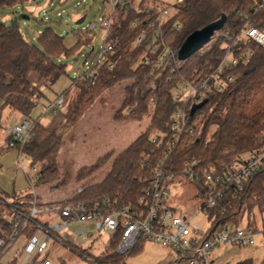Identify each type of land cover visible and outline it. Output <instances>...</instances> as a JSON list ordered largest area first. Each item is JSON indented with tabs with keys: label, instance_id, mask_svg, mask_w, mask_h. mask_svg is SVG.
Returning a JSON list of instances; mask_svg holds the SVG:
<instances>
[{
	"label": "trees",
	"instance_id": "trees-1",
	"mask_svg": "<svg viewBox=\"0 0 264 264\" xmlns=\"http://www.w3.org/2000/svg\"><path fill=\"white\" fill-rule=\"evenodd\" d=\"M28 1L0 0V9H11ZM156 1L142 0V5ZM175 10L162 28L165 43L173 51L190 33L217 20L222 14L226 20L220 31L232 38L239 34L245 24L264 27V0H182L175 5ZM135 17L133 12H115L111 30V35L117 39L113 69L102 66L95 76L94 85L89 88L86 87V80L78 83L72 81L71 87L78 93L68 106L65 103L69 90L61 94L62 107H68L62 120L57 123L51 118L46 124L33 121V138L22 148V153L30 160V166L38 165L35 184H52L59 177L57 156L62 144V130L73 125L86 105L91 104L102 90L124 84L121 107L115 113L116 120H124L121 114L125 108L129 109L126 117L140 119L150 115L148 129L123 151L113 158L107 153L99 157L93 166L83 168L77 174L78 180H84L110 161L104 177L97 184L79 190L77 197L60 205L81 202L91 207L105 199L117 200L120 204H137L139 197L149 187L151 169L160 154L150 134H167L171 115L179 107L173 98V88L180 80L194 84L205 77L216 68L225 53L223 45L226 42L222 38L209 47H202L184 61H179L175 55L172 61L160 65L153 63L156 57H150L151 61L146 63L143 59L145 45L132 46L138 33V28L130 27ZM176 23L180 24L179 30L174 29ZM74 35L77 37L75 46L66 48L62 37L46 30L38 38L39 46H35L23 38L15 22L5 25L0 21V115L8 109L29 119L31 111L43 97L42 88L51 86L65 74V67L58 63V59L71 57L81 43H87L79 40L77 32ZM249 47L254 50V55L246 63L226 71V74L236 77L233 85L222 93L211 95L205 104L194 111L191 125L195 128V135L184 136L185 142L177 149L178 170L184 160L196 158L200 161L201 169L223 173L244 154L264 146V111L251 116L246 114L252 99L264 89V50L253 45ZM58 111L60 109L50 115ZM202 128V135L195 142L194 137L199 135ZM146 156L149 158L144 162ZM29 207L28 201H14V196L0 190V238L6 242V247L10 244L8 237L13 231L17 213L25 214ZM223 207L225 202L222 201L209 212L213 225L224 221L236 223V218L244 209H264V166L243 184L232 208L222 213ZM35 232L32 225L25 229L27 237ZM120 236L121 228L109 236L103 256L97 258L100 264L121 263L122 258L113 253ZM145 241L140 239L129 256L138 253ZM235 264L253 262L247 259ZM261 264H264V257Z\"/></svg>",
	"mask_w": 264,
	"mask_h": 264
},
{
	"label": "built area",
	"instance_id": "built-area-1",
	"mask_svg": "<svg viewBox=\"0 0 264 264\" xmlns=\"http://www.w3.org/2000/svg\"><path fill=\"white\" fill-rule=\"evenodd\" d=\"M101 2L108 7L104 14L97 21L89 23L83 31H77L79 40L84 43L87 41L86 45L95 39L100 40L101 44L93 63L85 73L77 75L72 80L74 83L86 80V87H92L95 76L102 66L109 70L115 66L117 39L111 35L115 12L125 14L133 12L137 16L130 22L131 28H138L132 46L137 48L142 44L145 45L143 59L146 63L151 61L150 57H156L153 61L155 65L172 61L176 51L167 46L162 33L163 25L172 17L168 6L159 1L149 5H142V0H101ZM44 15L48 18L46 13ZM57 16H60L59 13ZM174 29L179 30L180 24H174ZM223 34L226 50L216 68L194 84L180 80L173 88V98L179 103V107L171 115L168 133L151 138L160 149V154L152 166L149 187L139 197L137 204H120L117 200L105 199L91 207L81 202L41 207L32 189L29 209L25 214L17 213V218L13 221V231L8 237L10 244L6 247V242L0 238V262L9 248L19 239H23V245L18 249L21 251V258L15 264H54L46 256L52 241L71 248L92 264H100L97 258H89L86 254L70 247L68 245V242H72L70 235L64 233L63 237L59 236L69 226H72L73 239L84 241L93 238L95 233L106 234L109 238L121 228L120 239L113 250L114 254L122 258L120 264H126L130 252L140 239L175 250L188 264H209L213 252L223 245L245 247L254 244L257 232L253 226L239 227L228 221L213 225L209 212L218 207L222 201L225 202L222 213L232 208L233 201L237 199L243 184L264 166V146L244 154L223 173L201 169L200 161L196 158L184 160L179 170L176 165L177 149L184 141V136L195 135V128L191 125L194 120L193 115L190 117L191 108L204 101L206 103L211 95L222 93L233 85L236 77L226 74V71L240 63H246L254 55V50L249 45L264 50V27L245 24L236 37H229L224 32ZM212 38L213 36L210 40ZM87 52L88 57L94 49ZM168 81L170 82L171 78ZM62 105L63 95H60L53 102L42 106L41 116L61 109ZM33 126V121L21 117L18 120L14 119L6 130L4 149H18L17 166L21 170L22 158L30 161L22 153V148L33 138ZM202 131L203 128L199 132L200 135ZM194 138L195 142L199 140V136ZM148 158L149 156H146L144 162ZM180 178L196 189L197 196L201 200L199 208L191 215L178 214L167 202L173 182ZM36 181L35 174V183ZM41 214H57L59 219L36 221ZM198 214L202 215L207 223L203 227L192 225ZM252 219V216L248 217L249 221ZM28 225L34 226L38 234L27 237L25 229ZM88 227L93 229V233L84 229ZM15 255L16 253L6 264H10Z\"/></svg>",
	"mask_w": 264,
	"mask_h": 264
},
{
	"label": "rangeland",
	"instance_id": "rangeland-1",
	"mask_svg": "<svg viewBox=\"0 0 264 264\" xmlns=\"http://www.w3.org/2000/svg\"><path fill=\"white\" fill-rule=\"evenodd\" d=\"M158 1L168 6L170 15L173 16L176 12L175 5L182 0ZM78 2L79 6L76 7ZM107 8V5L101 0H29L27 3L11 9H0V21L5 25L15 22L23 38L32 45L39 46V36L46 30H50L63 38V45L66 48H72L77 42V37L74 34L80 30L83 31L89 23L97 21ZM45 13L48 18H45ZM57 13L60 16H57ZM84 15L86 16L84 21L77 25L76 21ZM222 34L223 31L214 33L212 40L204 47H209L222 39L224 35ZM100 44L101 41L98 39L87 45L81 43L71 57L58 59V63L65 67V74L51 86L42 88L43 97L31 111L29 120L37 121L41 116V106L53 102L64 91L69 90L67 103H65L67 106L76 98L78 91L73 86L71 87L72 80L77 75L87 71L89 65L96 58ZM91 49H94V52L87 57V51ZM123 87L124 84L122 83L102 90L92 100L91 104L86 105L76 122L62 130V144L57 156L59 177L54 183L48 185L36 186L35 174L38 171V165L31 167L30 161L22 158L23 169L21 170L17 166L18 149H4V128L6 130L9 128L12 118H10L11 116L8 117V112L3 110L0 121V190L7 194H23L22 196H24L26 192L31 194L33 189L37 201V190H41L45 192L47 199L52 201L47 203V206H50L64 204L66 201L77 197L79 190L97 184L107 172L110 161H107L99 170L84 180H78V172L83 168L93 166L99 157H103L107 153L111 154L113 158L120 153L115 151L117 148L130 145L148 129L150 124V115H144L140 119L131 116L126 117L129 112L128 108L122 111L123 114L121 115L124 120L115 119V113L121 107ZM66 105L53 115L48 114L42 117L40 123L46 124L51 118H54L57 123L60 122L63 115L68 111ZM259 111H264V89L252 99L246 108V114L251 116ZM12 115H15L13 116L16 117L15 120L21 118L16 113ZM153 136L156 135L150 134V138ZM198 136L201 137L200 134ZM17 199L18 196L14 197V201H18ZM167 202L168 204L172 202L171 204L178 214L191 215L197 211L201 200L197 196L196 189L180 178L173 182ZM46 215L48 214H43V218H46ZM249 216L253 217L251 221L248 220ZM235 222L239 227L250 225L259 231V234L255 236L254 244L245 247L223 245L213 252L212 261L209 264H235L246 259H251L253 264L262 263L264 257V209L260 210L256 207L250 211L244 209ZM206 224L204 217L199 214L192 221V225L197 227H203ZM84 229L93 233V229L90 227ZM107 241L108 236L106 234L95 233L91 239L86 241L75 239L74 242H68V245L86 254L89 258L95 259L103 256ZM51 253L50 258L56 254L66 264H92L62 244L57 245ZM126 264L188 263L181 259L175 250L146 240L138 253L128 257Z\"/></svg>",
	"mask_w": 264,
	"mask_h": 264
},
{
	"label": "crops",
	"instance_id": "crops-1",
	"mask_svg": "<svg viewBox=\"0 0 264 264\" xmlns=\"http://www.w3.org/2000/svg\"><path fill=\"white\" fill-rule=\"evenodd\" d=\"M85 16V15H84ZM0 103H1V101H0ZM41 108H42V106H41ZM4 111H7L8 112V117H10V118H12V120H11V122L16 118V117H13V116H15V115H12V114H15V113H12L10 110H8V109H5ZM2 114V113H1ZM42 117H44V116H40V118L39 119H37V121H39V122H41V118ZM18 118H20V117H18ZM0 121H1V115H0ZM5 130H4V137H5V141H6V128H4ZM126 146L127 145H125V146H121V147H119V148H117L115 151H117V153H119V152H121V151H123L125 148H126ZM111 151H114V150H111ZM109 152V151H108ZM28 181H30L29 179H28ZM37 186V185H36ZM171 194V193H170ZM10 195H12V196H14V197H16V196H18V201H22V202H25V201H28L29 202V199H30V194H29V192H26V194L24 195V196H22L23 194H14V193H11ZM37 196H38V204L41 206V207H45V206H47V203L48 202H52V201H50L49 199H47V197L45 196V192L44 191H41V190H37ZM172 203V202H171ZM169 204L174 210H175V208L173 207V204ZM176 211V210H175ZM177 212V211H176ZM43 214H41L40 216H38V219L41 221V222H46V221H57L58 219H59V217H58V215L57 214H48V215H46V218H43L44 216H42ZM254 227V226H253ZM255 228V227H254ZM255 230H256V232H257V235L259 234V231L255 228ZM64 233H67L68 235H70V239L72 240V242H74V240L75 239H73V237L71 236V233H72V226H69L68 228H66L65 230H64V232L63 233H61V234H59V236H61V237H63V234ZM34 234H38V232H35ZM263 234H264V229H263ZM58 243V244H57ZM20 245H23V239H19L18 241H17V243L16 244H14L11 248H9V250H8V253L7 254H4V257H3V259H2V261L0 262V264H6V262L9 260V258H11L15 253H16V255L14 256V258H13V260H12V262L10 263V264H15L16 263V261L18 260L19 261V259L21 258V251L20 250H18L21 246ZM57 245H61V243H59V242H55V241H52V243L50 244V246H49V248H48V250H47V252H46V256L49 258V259H51L52 261H53V263L54 264H66L65 263V261L61 258V257H59L58 255H53V257H51L50 258V256L49 255H52V251H53V249H55V247H57ZM159 245V244H158ZM161 246V245H160ZM18 250V251H17ZM212 258V257H211ZM210 258V261H209V263H211V261H212V259ZM247 260V259H246ZM251 260V259H250Z\"/></svg>",
	"mask_w": 264,
	"mask_h": 264
},
{
	"label": "water",
	"instance_id": "water-1",
	"mask_svg": "<svg viewBox=\"0 0 264 264\" xmlns=\"http://www.w3.org/2000/svg\"><path fill=\"white\" fill-rule=\"evenodd\" d=\"M85 16H82L79 20L76 21V24L83 22ZM226 20V16L222 14L217 20L207 24L199 30L193 31L190 33L180 47L176 50V57L179 61H184L190 57L195 52L199 51L204 47L211 39L215 32H218L222 29ZM205 103L202 102L197 106H193L190 111V117L193 115L194 111L197 110L200 106Z\"/></svg>",
	"mask_w": 264,
	"mask_h": 264
}]
</instances>
